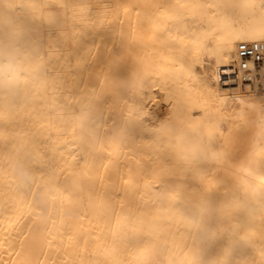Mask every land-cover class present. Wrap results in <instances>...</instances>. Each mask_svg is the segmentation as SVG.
Returning <instances> with one entry per match:
<instances>
[{"label":"bare ground","instance_id":"1","mask_svg":"<svg viewBox=\"0 0 264 264\" xmlns=\"http://www.w3.org/2000/svg\"><path fill=\"white\" fill-rule=\"evenodd\" d=\"M264 0H0V264H264Z\"/></svg>","mask_w":264,"mask_h":264},{"label":"built area","instance_id":"2","mask_svg":"<svg viewBox=\"0 0 264 264\" xmlns=\"http://www.w3.org/2000/svg\"><path fill=\"white\" fill-rule=\"evenodd\" d=\"M238 58L240 59L241 69L248 73L247 65L248 61H251L256 67L264 63V44L261 43H251L238 45Z\"/></svg>","mask_w":264,"mask_h":264},{"label":"snow or ice","instance_id":"3","mask_svg":"<svg viewBox=\"0 0 264 264\" xmlns=\"http://www.w3.org/2000/svg\"><path fill=\"white\" fill-rule=\"evenodd\" d=\"M260 7H261V8H264V3H261ZM244 67H249V65H245ZM258 253H259L261 259L264 260V246H261V247L258 249Z\"/></svg>","mask_w":264,"mask_h":264}]
</instances>
